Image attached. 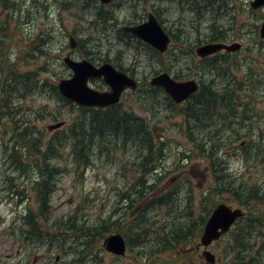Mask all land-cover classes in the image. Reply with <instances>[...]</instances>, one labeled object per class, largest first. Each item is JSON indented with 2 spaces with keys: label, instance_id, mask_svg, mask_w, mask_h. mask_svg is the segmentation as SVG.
<instances>
[{
  "label": "rangeland",
  "instance_id": "rangeland-1",
  "mask_svg": "<svg viewBox=\"0 0 264 264\" xmlns=\"http://www.w3.org/2000/svg\"><path fill=\"white\" fill-rule=\"evenodd\" d=\"M41 1L0 0V216L5 220L0 224V264H212L202 254L200 237L204 226L200 219L206 212L208 217V209L216 202L245 210L243 219L209 246L217 258L216 264L240 261L264 264V41L259 34L264 8H252V0H112L110 4H100L97 0H61L63 5L55 0L48 6ZM100 7L104 9L102 14L112 13L115 18L107 24L94 19ZM149 12L158 17L172 37L165 53L144 47L137 39L125 36L122 30L128 19L142 22L147 20ZM70 35L78 42L76 49L70 46ZM221 35L227 38L215 39ZM211 40L239 41L242 48L199 58L196 48ZM69 52L76 59L88 58L90 54V60L97 64L116 61L122 69L145 78L139 90L121 98L122 103L117 107L122 110L117 115L123 117L121 113L128 111L147 118L149 111L152 143L167 140L164 152L167 158L162 162L165 174L151 175V181L161 177L152 198L139 199L131 205V181L140 173L132 164V148H127L125 153L122 147L113 145L110 151V142L100 146L94 138L89 144L95 143L96 148L89 153L87 162L80 164L74 158L73 152L77 154L80 149L75 144L71 148L67 127L75 128L79 122L82 128L94 121L109 133L111 128L107 126L111 123L104 119H110L114 110L85 109L65 104L60 98L58 82L72 74L64 63ZM210 62H217L218 68H207L206 77L215 78L213 88L225 92L237 90L240 95L237 108L246 116L232 124L235 128L232 133L246 134L234 143L225 163L234 177H238L235 182L260 188L262 198L248 202L260 216L251 234L246 233L248 225H254L251 212H247L237 197L205 193L213 187L215 175L210 169L211 160L191 151L194 142L186 139V117L181 112L186 103L173 107L155 98L153 92L145 94L149 78L159 72L199 78L193 68ZM22 75H26V80ZM11 77L19 83L10 85ZM202 79L207 82V78ZM94 87L106 89L103 81H95ZM158 119L162 121L157 125ZM18 120L27 124L25 132L21 127L15 129ZM220 122L213 129L219 128ZM59 123L65 125L54 130ZM31 131L34 135L29 138ZM209 131L210 127L204 134ZM13 143L22 148L24 159L13 160ZM245 146L250 148L244 151ZM185 154L189 158L182 160ZM45 157H49V167H53L49 178L57 179L47 217L40 215L43 220H38L46 234L40 239L36 237L40 245L30 246L25 242L20 245L8 232L13 225L19 230L25 211L37 213L35 180ZM11 175L20 196H9L7 191H2L11 184L12 178H7ZM172 189L175 190L172 204L162 205L153 199ZM191 210L193 218L199 219L195 237L184 243L173 240L174 233L169 229L179 230L186 223L185 214ZM104 224L108 228L90 239L88 229ZM165 230L172 245L163 240ZM113 233H121L129 240L128 251L123 256L112 254L104 247V239ZM54 236L65 238L66 242L59 244L60 239L51 240ZM89 240L93 244L85 246ZM238 241L246 242V247H237ZM95 253L97 257L93 256Z\"/></svg>",
  "mask_w": 264,
  "mask_h": 264
},
{
  "label": "trees",
  "instance_id": "trees-1",
  "mask_svg": "<svg viewBox=\"0 0 264 264\" xmlns=\"http://www.w3.org/2000/svg\"><path fill=\"white\" fill-rule=\"evenodd\" d=\"M102 11H104L103 8L101 7L100 9L98 8L96 10L94 17V19H100L102 24L103 23L107 24L110 19L115 18L113 17L112 13L102 14L101 13ZM226 38L227 37L225 35H221L216 37L215 39L222 40ZM211 41H216V40H211ZM216 64L217 62H210L206 65L208 66V68L211 66L217 68ZM198 69L199 68H197L196 70ZM201 69L206 70L207 67L202 66ZM21 78L26 80V75H22ZM214 82H215V78L210 80L207 77V82L201 80V88L196 94L193 95L192 99L189 100L183 107L181 112H183V115L186 117L185 124H187L186 127L187 129L184 130V133L188 141L194 142L193 144L195 147L191 148V151H197L199 157H201L202 154V156L205 159L211 160L210 169L213 170L215 175L214 184L213 187L207 189L205 193H207L208 195H212V194L222 195L224 193H228V194H232L233 197H237L240 200V204L246 206L247 212H251L250 218L254 221V225L252 226L248 225L246 229L247 231L246 233L251 234L253 231L252 229L255 226V223L257 224L259 223L257 221L260 220V216L256 214L257 212L254 210V207L250 205L248 202L262 198V195L259 194L260 188L257 185H255L254 187H247L243 184V182L240 183L235 182L234 179L238 177H234V174L231 171H229L228 163H225V158L227 155H229L232 152L231 149L233 148L234 143L237 142L241 138V136L243 137L246 134L244 133L242 135L240 132L232 133L231 131L235 129L232 126V124L235 122H239L240 119H243L244 117L246 118V116L241 115L239 113V109L237 108V104H236L237 98L240 97V95H237L238 91L237 90H228L227 92L219 91L213 88ZM16 83L19 82L11 77L10 85ZM150 91L153 92L152 90ZM153 95L155 96V94ZM164 97L166 98L165 95ZM60 98H62V100L64 101H68L67 99L62 97L61 94H60ZM139 100L141 101V98H139ZM164 100L167 101V99ZM68 102L70 103V101ZM167 102L170 106L176 107L170 101ZM246 104L248 105V103ZM113 110L114 111L112 112V117L110 119L105 117L104 119L112 124L107 126L108 128H111L109 133H106L105 128H102L101 125L96 124L94 121L89 126H85L83 131L81 130V128L78 129V122L75 123L76 127L73 130H71V126L68 127L67 134L69 135L68 141L72 142L71 148L75 143L80 142V147H77L78 149H80V152H78L77 154L73 152L76 161L87 162L89 153L92 151L93 147H96L95 143L89 144V141L94 138L98 139L97 144L100 146H105L106 145L105 142L106 141L110 142L111 138L115 141L116 145H119L121 139L123 138V143L124 144L129 143L128 146L132 148L133 154L136 156L143 155L144 146H148V148L151 149L153 153H155L156 151L161 153L163 151L164 149L163 144L157 146L156 144L152 143L153 135L150 132L145 131V128L142 126L140 119L134 113L123 111L122 113L125 114V117L124 116L120 117L117 115V112L119 113L120 112L119 110H122V107H114ZM92 119L95 121H99L98 119L95 118ZM218 122H220V125L218 126L219 128L213 129V126ZM18 124L15 129L19 130V128L21 127L24 128V132H25L26 130L25 128H27V124H23L20 120H18ZM208 127H210L209 134H204V131ZM120 131L124 133L120 134ZM32 135L34 134H32L31 131L27 135V137L30 138ZM75 146H77V144H75ZM249 148H250L249 146H245L244 151H247ZM11 150H12L13 160L20 161V157L24 159V157L26 156L25 153L23 152L21 153L22 148H19V146L15 145L14 143L11 145ZM18 152H20V156L18 155ZM249 154L254 157V153L249 151ZM47 158L49 157H45L44 163L47 162ZM139 159L140 158H138V160ZM152 159H150L148 155H145V159L143 160L142 157V159H140L139 161H135L134 166H139L140 169H144L145 171L152 170L153 168ZM190 159H192L191 155H190ZM247 160L250 161L251 159L247 158ZM40 169L42 175L41 177L37 178V180H35L37 186L36 190L38 193L37 213L32 212L31 210H29L28 212L25 211L24 212L25 214L22 217L24 223L23 226L20 228V233L25 234L24 237L28 238V241H30V238L35 239V237L40 239L44 237V235L46 234V231L42 230V227L39 225L38 220L42 219L40 215L47 217L52 193L54 190L55 179L53 180V177L49 178L50 176L46 177L44 175L46 169L47 170H52V169H50V167H47L46 164L44 166H41ZM139 175L143 176L145 175V173ZM7 178H11V176H7ZM10 180H11L10 181L11 184L3 187L4 191H8L7 193H9V196L11 195L20 196V193L17 192L16 187L13 186L14 179H10ZM150 182L146 183L144 182V180H142V178H140L137 182L132 183L130 190L131 205L139 199L140 200H143L144 198L150 199L151 194L157 192L158 190L157 182H153L152 184H150ZM157 200H159V202L162 205L172 204L175 201V192H168ZM217 204L218 202H216L214 206H216ZM213 207L208 209V215L210 214ZM191 213L192 210L189 211L187 215L185 214L184 222L186 223L183 224V226L180 227L179 230L177 228L169 229L170 233H174V236H172L173 240L179 239L180 243H184L195 237L196 232L199 229L198 227L199 219L197 220L193 218ZM207 218L208 217L206 212L205 215H203L200 219V222L203 224V226L205 225ZM76 220H80V219L76 216ZM26 225L28 228H24V226ZM108 226H109L108 224H104L98 228L88 229V231H90V239L95 237L96 235H99L101 233V230L107 229ZM145 230L146 229H142V231ZM12 232L13 234L15 233V231ZM165 232L166 235L163 237V240L166 242L165 244L172 245L173 243L169 237V234L167 233V230H165ZM83 234H85V232H83ZM69 237H72V235H70ZM52 238L53 239L56 238L55 240L60 239L57 238V236L51 237V240ZM62 239L63 240L60 239L59 244H64L66 242L65 238ZM84 244L85 246H91L93 244V241L89 240L86 241ZM237 247H240L241 249L245 248L246 242L238 241ZM90 256L92 257V255H89L88 257ZM93 256L97 257V254L95 253ZM237 263L242 264L243 261Z\"/></svg>",
  "mask_w": 264,
  "mask_h": 264
},
{
  "label": "water",
  "instance_id": "water-1",
  "mask_svg": "<svg viewBox=\"0 0 264 264\" xmlns=\"http://www.w3.org/2000/svg\"><path fill=\"white\" fill-rule=\"evenodd\" d=\"M100 1L109 3L111 0ZM251 6L255 9L264 7V0H253L251 1ZM148 18L149 20L144 23L124 27V30L141 38L155 49L165 52L170 38L153 13H150ZM260 35L264 38V20L260 28ZM75 45L76 43L72 38L71 46L74 47ZM240 48L241 43L239 42L231 44L211 42L200 45L196 51L198 55L205 57L223 49L234 52ZM64 61L74 71V76L71 79L61 80L59 88L65 96L81 105L105 107L118 102L124 89L136 87V82L132 78L117 71L110 63L96 67L88 60L76 61L71 59L70 56L65 57ZM102 76L111 85V92H100L88 86L90 78H100ZM151 84L162 85L176 102L187 99L198 89V84L195 80L176 81L167 72L153 77ZM242 216H244L242 208H232L226 203L218 204L204 226L201 243L207 248L214 240L219 239L226 233L232 224ZM126 247L125 238L121 234H113L105 239V248L109 252L124 255ZM206 248L203 251L205 259L212 264H216L215 254Z\"/></svg>",
  "mask_w": 264,
  "mask_h": 264
},
{
  "label": "flooded vegetation",
  "instance_id": "flooded-vegetation-1",
  "mask_svg": "<svg viewBox=\"0 0 264 264\" xmlns=\"http://www.w3.org/2000/svg\"><path fill=\"white\" fill-rule=\"evenodd\" d=\"M55 1V0H54ZM56 1H58V3L60 4V5H63V3H64V1H61V0H56ZM71 53V52H70ZM115 61V60H114ZM113 63V62H112ZM113 64H115L117 67H119V68H121L120 67V65H119V63L118 62H114ZM123 70H125V69H123ZM129 75H131V76H133L134 78H136L137 80H139V83L141 84L142 82V80H145V78L144 77H142V78H140V77H138L136 74H133V73H130V72H128L127 70H125ZM156 75V74H155ZM175 79H177V80H186V79H189V78H191V77H188V78H180V77H177V76H173ZM198 77L199 78H201L202 77V75L201 74H198ZM152 78V77H151ZM151 78H149V81H150V79ZM97 81H103V80H97ZM198 81H200L199 79H198ZM105 83V82H104ZM106 85V88H107V84H105ZM141 86V85H140ZM140 88V87H139ZM108 89V88H107ZM107 89H104V90H107ZM137 90H139V89H136V90H132V91H129V92H136ZM150 90H152L153 91V94H155V98H157V99H161V97L159 96V91L160 92H162V94H163V96H164V89L162 88V87H160V86H152L151 84H150V82H149V85H148V87L146 86V90H145V94H147L148 95V93H151V91ZM128 92V90H125L124 91V93L125 94H127V93H129ZM156 92H158V93H156ZM123 93V94H124ZM166 98L168 99V100H171L170 99V97L169 96H166ZM148 112V117L146 118V119H151V116H150V113H149V111H147Z\"/></svg>",
  "mask_w": 264,
  "mask_h": 264
}]
</instances>
